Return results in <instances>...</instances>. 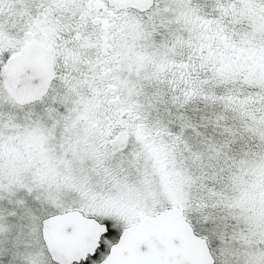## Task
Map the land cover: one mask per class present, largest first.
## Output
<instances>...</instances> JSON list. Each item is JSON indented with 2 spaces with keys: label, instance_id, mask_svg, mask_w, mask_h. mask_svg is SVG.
Segmentation results:
<instances>
[{
  "label": "snow or ice",
  "instance_id": "1",
  "mask_svg": "<svg viewBox=\"0 0 264 264\" xmlns=\"http://www.w3.org/2000/svg\"><path fill=\"white\" fill-rule=\"evenodd\" d=\"M0 264H264V0H0Z\"/></svg>",
  "mask_w": 264,
  "mask_h": 264
}]
</instances>
